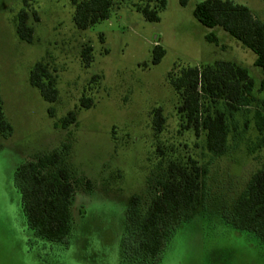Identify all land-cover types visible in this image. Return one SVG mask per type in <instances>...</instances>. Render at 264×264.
I'll return each mask as SVG.
<instances>
[{"label":"rangeland","instance_id":"1","mask_svg":"<svg viewBox=\"0 0 264 264\" xmlns=\"http://www.w3.org/2000/svg\"><path fill=\"white\" fill-rule=\"evenodd\" d=\"M107 19L79 28L70 0H0V95L10 136H0V264H121L119 242L129 199L140 209L154 196L156 179L170 162L205 169L203 196L189 220L165 243L160 264H264V244L228 219L252 174L264 163V129L255 126L256 104L228 118L227 150L216 156L179 111L183 90L168 82L182 69L229 61L246 68L258 86L256 55L219 27L207 28L193 16L204 0H165L149 22L137 7H158V0H110ZM264 23V0H232ZM25 8L31 42L16 35V14ZM213 33L216 44L205 39ZM166 53L151 64V50ZM91 48L85 67L81 52ZM41 63L54 81L57 98L45 102L28 82ZM97 75L96 84L90 83ZM92 104L81 106V97ZM201 111H227L223 98L199 91ZM159 109L163 123L153 125ZM70 112L75 121L61 128ZM70 145L67 165L74 186L70 211L73 231L64 245L42 248L24 226L12 186L15 167L36 154ZM31 242V244H30Z\"/></svg>","mask_w":264,"mask_h":264},{"label":"trees","instance_id":"2","mask_svg":"<svg viewBox=\"0 0 264 264\" xmlns=\"http://www.w3.org/2000/svg\"><path fill=\"white\" fill-rule=\"evenodd\" d=\"M74 6L73 21L79 28H85L97 21L108 18L110 0H70ZM158 7L144 5L137 10L149 22L158 21L157 12L165 5L158 0ZM188 0H178L185 6ZM195 19L207 28L219 27L255 55L254 65L259 67L262 76L258 90L264 93V23L254 17L247 6L232 0H204L193 9ZM25 8L16 14L15 32L19 40L29 43L32 29L28 27ZM205 39L216 44L218 38L213 33ZM166 51L160 44L151 50V64H158ZM82 61L88 67L92 61L91 48L81 52ZM99 77L94 75L90 83L96 84ZM28 82L37 89L41 98L53 103L57 98L54 81L46 68L39 62L29 71ZM169 84L177 91L183 90L184 99L179 111L187 123L197 132H205L206 148L219 156L226 152L229 132L227 120L240 108L256 104L255 126L264 129V97L256 99L252 95L254 81L246 68L229 61H217L214 65L187 67L173 78ZM199 91L211 98H223L226 112L215 109L203 113L200 109ZM81 106L92 104L90 97H81ZM75 121L70 112L60 121L66 128ZM163 123L160 110L153 112V125L159 130ZM12 133V126L6 119L0 95V136L6 138ZM70 145L64 143L50 151L39 153L18 164L13 172L12 186L18 195L20 215L24 226L42 248L48 245H64L73 231V218L70 205L74 186L67 165ZM206 177L205 169L192 162L181 165L170 162L165 174L156 179L154 196L142 211L138 195L129 199L123 232L119 242L121 264H160L166 249V241L185 221L193 217L191 211L202 199V188ZM230 224L242 232H247L264 244V163L250 177L245 190L238 196L229 211ZM30 242V244H31Z\"/></svg>","mask_w":264,"mask_h":264}]
</instances>
